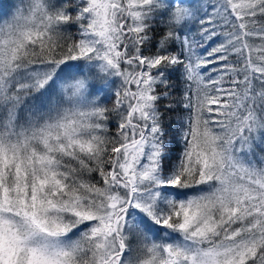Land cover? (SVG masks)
<instances>
[{
	"label": "snow or ice",
	"instance_id": "obj_1",
	"mask_svg": "<svg viewBox=\"0 0 264 264\" xmlns=\"http://www.w3.org/2000/svg\"><path fill=\"white\" fill-rule=\"evenodd\" d=\"M177 67L173 159L159 102ZM257 149L264 0H19L0 16V264H264Z\"/></svg>",
	"mask_w": 264,
	"mask_h": 264
},
{
	"label": "trees",
	"instance_id": "obj_2",
	"mask_svg": "<svg viewBox=\"0 0 264 264\" xmlns=\"http://www.w3.org/2000/svg\"><path fill=\"white\" fill-rule=\"evenodd\" d=\"M18 0H0V16L2 14H5L6 11L12 6L13 3L17 2ZM76 0H67V3L70 5H74ZM205 4H211L213 0H202ZM211 8H208V11L211 12ZM72 15H75V12H72ZM68 31L72 34L73 38L78 39L79 37L76 35L78 31V25L73 26L68 29ZM164 30L162 28H157L155 30V33L153 34L154 38L151 41L149 48L150 51H145V55H150L156 51V48L158 46V41L160 38V35H162V32ZM198 29L193 28V33H196ZM196 39H199V36H196ZM219 41H214L209 44H204V47L208 50L211 49V47L215 46V43H218ZM203 44L204 42L201 41ZM171 51H177V46H172L170 49ZM83 63V62H80ZM211 67V66H209ZM87 71V69H86ZM95 71V69H93ZM168 82L170 87L167 89L170 93L169 99H162L159 104L161 107V111L163 112V121H164V127L167 131L166 139L169 140L171 148L170 151L172 152L173 159L177 155H179V152L182 151L183 145L180 144L179 137L177 133L180 130L181 122L189 115V109H186L183 107V96H184V89H185V81L183 79V76L181 74V70L179 67H177L176 70L170 71L168 74ZM163 90V89H161ZM115 97L113 96L110 101H107V106L111 107L112 103L114 102ZM172 104L173 108L171 110H168L165 108V105ZM115 118L112 120V124L110 125V131H115ZM174 138V139H173ZM258 155H264V152H261L259 149H257Z\"/></svg>",
	"mask_w": 264,
	"mask_h": 264
},
{
	"label": "rangeland",
	"instance_id": "obj_3",
	"mask_svg": "<svg viewBox=\"0 0 264 264\" xmlns=\"http://www.w3.org/2000/svg\"><path fill=\"white\" fill-rule=\"evenodd\" d=\"M17 3H19V0L15 3H13L12 6L6 11V13L2 14L1 16H6V15L10 14V12L13 10V6Z\"/></svg>",
	"mask_w": 264,
	"mask_h": 264
}]
</instances>
